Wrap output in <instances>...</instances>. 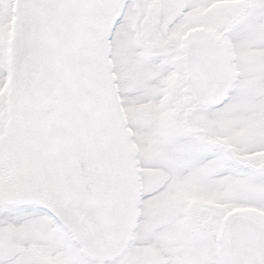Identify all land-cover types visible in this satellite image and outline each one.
<instances>
[{"label": "snow or ice", "instance_id": "1", "mask_svg": "<svg viewBox=\"0 0 264 264\" xmlns=\"http://www.w3.org/2000/svg\"><path fill=\"white\" fill-rule=\"evenodd\" d=\"M0 264H264V0H0Z\"/></svg>", "mask_w": 264, "mask_h": 264}]
</instances>
